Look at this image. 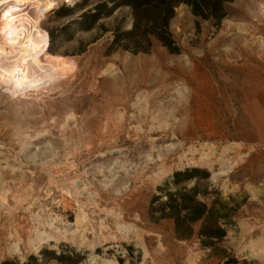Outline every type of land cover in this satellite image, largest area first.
<instances>
[{"label": "rangeland", "instance_id": "obj_1", "mask_svg": "<svg viewBox=\"0 0 264 264\" xmlns=\"http://www.w3.org/2000/svg\"><path fill=\"white\" fill-rule=\"evenodd\" d=\"M108 1L0 7V264H264V0L227 4L219 25L179 6L177 54L111 47L126 7L84 29ZM191 148L197 164L163 156ZM192 168L238 205L213 248L150 219L158 188Z\"/></svg>", "mask_w": 264, "mask_h": 264}, {"label": "trees", "instance_id": "obj_2", "mask_svg": "<svg viewBox=\"0 0 264 264\" xmlns=\"http://www.w3.org/2000/svg\"><path fill=\"white\" fill-rule=\"evenodd\" d=\"M235 0H109L94 7L80 16L81 24L87 29L101 15H109L119 7L129 9L132 19L129 30L117 27L113 32L111 47L122 49L133 54L147 53L153 42L160 43L170 53L179 52L169 30V22L175 10L185 5L191 14L202 21H213L219 25L228 16L226 5ZM42 7L49 12L53 10L49 0H0L2 8ZM209 173L199 169H185L175 172L162 187L158 188L159 198L150 208L152 221L171 220L174 234L179 240H189L197 236L203 247L213 248L226 235L227 227L233 225L238 205L233 199L222 202L220 193L210 190L206 184ZM193 181L192 187L183 186ZM163 199V200H162ZM155 203V204H154ZM45 252H43L44 254ZM54 260L69 259L65 254L56 256ZM36 258L32 257L31 260ZM78 260V259H77ZM74 263V261H71ZM76 262V261H75ZM122 260H119V264ZM230 263H236L232 261ZM2 264H10L8 261Z\"/></svg>", "mask_w": 264, "mask_h": 264}, {"label": "bare ground", "instance_id": "obj_3", "mask_svg": "<svg viewBox=\"0 0 264 264\" xmlns=\"http://www.w3.org/2000/svg\"><path fill=\"white\" fill-rule=\"evenodd\" d=\"M145 108H144V110H145ZM148 110H145V113ZM147 114H149V113H147ZM195 152H196V150H194L193 148H191V149H189L187 151H184V152H182L181 150L180 151H177V152H174L173 150H168L163 156H167L170 153H172L171 155H173L175 157L174 161H177L178 162L177 165H180V164L183 165V163H186L188 165L189 164H197V163H194V161L192 159V157L194 156ZM157 158L158 159H161V157H159V156ZM205 159H206L205 156L204 157H201L198 163H201ZM161 173L159 174V176H161ZM113 223H114V225L116 227L115 229L117 230V232H118V234L120 236H125V235L129 234V232L131 231L129 227H124L122 224H120L121 223V220L120 219H114ZM37 237H38V244H44V243H47V242H52L54 240H58V236H54L52 234L47 235L45 237L44 236L41 237V234L37 233Z\"/></svg>", "mask_w": 264, "mask_h": 264}]
</instances>
